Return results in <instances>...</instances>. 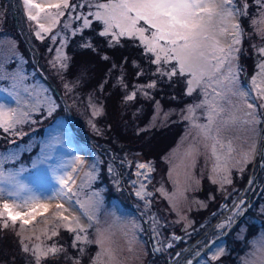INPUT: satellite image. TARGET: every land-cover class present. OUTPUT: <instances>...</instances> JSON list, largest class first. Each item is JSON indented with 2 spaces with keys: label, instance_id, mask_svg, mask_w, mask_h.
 I'll list each match as a JSON object with an SVG mask.
<instances>
[{
  "label": "rangeland",
  "instance_id": "obj_1",
  "mask_svg": "<svg viewBox=\"0 0 264 264\" xmlns=\"http://www.w3.org/2000/svg\"><path fill=\"white\" fill-rule=\"evenodd\" d=\"M41 1L42 3L35 0L45 6V12L55 14L58 11L47 5L59 3L60 0ZM92 2L102 3L106 0ZM246 2L247 15L236 17L243 34L235 62L239 68L237 86L245 91L258 71L256 65L260 62V56L256 48L264 46V33L260 31L264 29V24L252 23L253 20H260L259 6L254 0ZM235 3L242 9L244 0H235ZM73 5L76 7H72ZM60 10L64 14L58 17L50 32L42 33L44 39L41 40L35 36V31L38 30L35 22L26 19L18 0H0V76L19 73L25 77L17 87L21 103H16L13 109L22 108L30 113V120L17 125L14 132L6 133L0 129V153H17L15 160L4 163L5 170L16 171L23 167L25 171L21 177H29L30 186H33V183L39 185L43 195H50V190L55 186L50 174L54 173L53 170L61 169L54 167L56 160L63 162L72 170L69 186L73 192L79 193L74 200L78 199L83 203L88 212L96 217L97 222H90L85 215V209H81L73 201L69 203L75 207L76 213L72 212V208L66 205L63 199H58V203L53 207L48 206V199L45 208L34 206V202L24 206L25 193H21L19 198L9 197L7 194L0 195V210H3V204L7 202L15 211L31 213L22 218L18 217L14 224L9 220L6 228L3 226L4 218L0 217V228L4 230V234H12L14 242L13 248L9 245L4 247L3 255L8 258L9 253L13 250L15 252L12 262L11 259L3 258L0 259V264H36L33 250L39 248L46 251L53 246L62 248L63 251L41 258L40 264H93L97 253L102 252V246L96 243L100 238L99 233L103 234V249L111 252V258L109 255H102L101 264H184L186 258L194 257V254L202 251L209 242L223 235L234 221L241 217L249 202L252 205L241 221L228 234L209 246L199 260L192 264H244V261L249 259H255L256 264H260V258L264 257V252L260 250L264 246V157L260 165L264 140V108H261L260 104L264 101L257 99L254 94L247 99V103L255 104L258 113L256 118L262 121L254 126L240 122L244 113L250 111L243 101L238 97L232 98L236 109H232L225 102L224 106L228 110L222 116L227 117L235 111L239 119L235 125L222 129L220 135L225 145L231 141L234 150L229 154L227 147L221 148L217 145L221 167L213 171L217 161L212 155V141L205 140L198 134L199 129L192 126V121L184 118L188 115V106H195L204 100L201 88L188 95V76L178 73L168 80L167 77L156 73L155 65V77L146 83L134 84L127 96L135 92L136 95L154 99L155 106L149 114V121L145 126L139 127L138 132L167 127L174 123L184 124L177 142L163 155L164 164L158 166L154 158H147L142 152L133 150V153L129 149L116 152L107 145H97L89 136L100 132L97 119L106 111L105 105L95 92L82 90L79 77H70V65L73 44L83 47L82 45L91 43L95 46L93 43L102 30V24L88 15L89 11L95 9H90L86 0H69V7ZM43 15L41 13L42 17ZM84 16L91 21L88 27L84 26L82 18H78ZM41 23L50 25L52 21L41 19ZM214 26L219 27V21ZM73 32L76 34L72 35ZM103 39L105 44L115 47L123 45L127 38L122 37L119 43L114 45L109 43L110 36ZM221 41L231 43L224 38H221ZM42 46L44 52L41 50ZM57 50H61L66 57L63 61L66 67L63 69L59 67L61 61H56ZM120 70L122 72L123 68ZM160 79L171 83L173 93L169 92L167 98L171 100L180 96L177 100H186L184 106L175 104L166 107L161 99H155ZM153 82L156 87H146ZM12 84L11 79H0V97L14 99L10 95ZM65 84L71 90L65 88ZM25 86L29 92L35 89L38 94L39 105L35 111L31 106L37 104V99L23 91ZM6 88L9 92L4 91ZM219 90L217 88V91ZM144 92L148 95L145 96ZM177 93L180 94L176 95ZM46 97H50L58 105L51 116L47 114ZM94 109L99 111V115H93ZM193 120L197 124H206L205 109L197 108ZM39 126L43 129L39 130ZM25 128L35 129L36 132L28 135L23 142L13 140L16 133L20 135L19 131ZM54 137L63 140L64 144L57 146L56 153L47 164L37 163L36 167H33V163L42 157L45 143ZM5 141L10 143L7 148L1 146ZM33 150L35 153H31ZM25 152L31 156H25ZM245 153L250 154L247 162L244 159ZM139 164L152 167L153 171L147 173V178L137 174L147 171L138 168ZM92 165H95V168H92ZM109 168L112 169L111 172ZM89 171L93 173L94 179L86 180L85 173ZM228 180L231 183L226 182ZM141 183L146 186L145 190L151 193L143 199L135 195ZM161 188L164 192L159 191ZM205 188H208L206 193ZM220 198H223V202L213 211ZM145 200L149 202L148 207H145ZM92 202H95V207ZM59 205H63V209H60ZM237 206L241 211L234 214ZM206 212L210 213L204 218L199 217L200 213ZM62 217H67V220ZM150 217H155V225ZM23 219H27L28 223L24 224ZM77 219L87 230V240L90 242L75 241L76 233L66 227L70 224L76 228ZM221 224L224 225L223 228L219 227ZM174 233H177L176 237L180 235V242L175 239ZM83 235L84 233H81V236ZM168 244L172 247H167ZM25 245L29 249L27 252L23 250ZM157 247L163 250L154 252L153 249ZM218 249H223V254L213 260L212 256ZM249 253L254 256L250 257Z\"/></svg>",
  "mask_w": 264,
  "mask_h": 264
},
{
  "label": "snow or ice",
  "instance_id": "obj_2",
  "mask_svg": "<svg viewBox=\"0 0 264 264\" xmlns=\"http://www.w3.org/2000/svg\"><path fill=\"white\" fill-rule=\"evenodd\" d=\"M18 2L21 9L25 12L26 19L35 22L38 28L35 31V36L41 40L44 39L42 33L50 32L55 27L58 17L64 14L60 9L69 7V0H60L59 3L47 5L49 8L58 10L53 14L45 12V6L36 3L35 0H18ZM86 3L90 9H95V11H89L88 15L94 17L96 21L102 24V30L99 31L98 35L102 37L110 36V45L118 44L122 37L138 41L135 46L141 47L143 54L150 57L149 63L157 66L156 73L161 77H167L168 80H171L178 73L181 76H188L189 78L186 80L188 95H191L197 88H201L204 100L195 106H188V115L184 118L192 121V126L199 129L198 134L202 135L205 140L212 141L211 151L217 161L213 171H217L221 167V156L217 153V145L221 148L227 147L229 154L234 150L231 141H228L227 145L224 144L220 135L221 131L231 125H235L239 119L235 115V111L227 117L222 116L228 110L224 106L225 102L232 109H236V105L232 102L233 97H238L244 102L246 108L250 111L245 112L244 118L240 120L243 124L254 126L262 122L256 118L258 113L256 112L255 104L247 103V99L254 94L257 99L264 101V46L256 48V52L260 56V62L256 65L258 71L252 77L248 90L245 91L242 87L237 86L239 68L235 62L238 58L239 45L241 44L243 33L240 24L236 22V17L247 15L248 4L246 0H244L242 9L236 5L235 0H106V2L102 3L86 0ZM254 3L259 6L258 15L260 20H253L252 23L256 24L259 22L264 24V0H254ZM72 7H76V5ZM41 13L44 14L43 17ZM78 18L83 19L85 27L90 26L91 21L86 16ZM41 19L51 20L52 23L45 25L41 23ZM217 20L219 21V27L214 26ZM78 31L80 30L78 29ZM260 31L264 33V29ZM75 34V32L72 33V35ZM221 37L225 40H230L231 43H222ZM52 39L55 40V37ZM82 46L85 48L92 47L91 43H86ZM65 59L66 57L63 56L61 50H57L56 61H61L59 64L61 69L66 67V64L63 63ZM104 59H107V57H104ZM173 62L175 63L173 64ZM165 65L169 67L166 68L164 67ZM53 66H56L55 61ZM142 74V72L138 73V75ZM0 79H11L13 81L10 95L14 97L15 103L19 105L21 98L17 87L18 84H22L25 77L17 73L11 76H0ZM146 87L154 88L156 84L153 82ZM65 88H69V86L65 84ZM217 88L220 90L217 91ZM69 90L71 89L69 88ZM4 91L9 92V89L6 88ZM23 91L37 99V104L31 106L33 111L37 110L39 99L35 89L29 92L28 87L25 86ZM144 95L147 96L148 93L144 92ZM135 96L136 93L132 92L126 99L133 100ZM210 96L211 98H209ZM45 102L47 104V114L51 116L58 105L50 97H46ZM260 107L264 108V103H261ZM197 108L205 109L206 124H197L193 120ZM93 115H99V111L94 109ZM29 120L30 113L28 111H24L22 108L12 109L6 103H0V129H3L4 132H14L17 125L26 123ZM93 127L95 130V126ZM16 134L18 135V133ZM63 144V140L55 137L50 142H46L42 150V157L33 163V167H36L37 163L47 164L56 153L57 146ZM254 151L255 145L253 144L252 152ZM16 156L17 153L15 152L0 153V195L7 194L9 197L19 198L21 193H25L24 206H27L30 202L39 201L41 194H38V190L20 178L25 171L23 167L16 171L5 170L4 163L9 160H15ZM249 156V153H245V162H247ZM73 163H76V161H73ZM49 166L51 167V165ZM92 168H95V165H92ZM138 168L147 170L143 173H137L138 175H144L145 178H147L148 172L153 171L148 164H139ZM53 171L55 172V170ZM109 171L111 172L112 169L109 168ZM85 178L86 180L94 179L93 173L91 171L86 172ZM70 179L71 177L67 172L55 174L58 187L53 186L50 190L51 195H45L44 198L73 201L81 209H85V215H87L90 222H97L96 217L88 212L83 203L78 199L74 200V197H77L79 193L73 192L69 186ZM72 182L75 183L74 180ZM226 182L231 183L230 180ZM145 188L146 186L141 183L135 195L141 199L145 196H150L151 193H148ZM159 191L164 192V189L161 188ZM92 206L95 207V202H92ZM148 206L149 202L145 200V207ZM43 207L46 208L47 206ZM58 207L63 209V205ZM240 211L241 209L237 206L234 214H238ZM29 214L31 213L15 211L14 207L7 202L3 204V210H0V217L4 218L3 226L5 228L8 226L9 220L14 224L18 217L22 218ZM62 218L67 220V217ZM150 219L155 225V217H150ZM229 221H231V217ZM23 223L27 224L28 220L23 219ZM75 223L77 224L76 228L71 227L70 224L66 225L69 231L76 233L75 241L84 240L85 242H90L87 240L85 227L79 223L78 219ZM89 226L91 227L92 224L90 223ZM219 227L223 228L224 225L221 224ZM153 230L155 231V228ZM97 231L99 233V229ZM81 233H84V235L81 236ZM55 234L53 233V235ZM99 235L100 238L96 240V243L102 246V252L97 253L93 264H101L102 255H109L111 258L110 250L103 249V234L99 233ZM175 239H179V237H175ZM262 240H264V237H262ZM75 241L73 246H75ZM167 247L170 248L172 245L168 244ZM23 250L25 252L29 251L26 245ZM162 250L158 247L153 249L154 252ZM260 250L264 252V246ZM62 251V248L55 246L46 251L36 248L33 250V256L36 264H40L41 258H46L49 254L56 255ZM82 251L83 249H81ZM222 254L223 249H218L212 259L216 260ZM248 255L250 257L254 256L253 253ZM177 256H179V253H177ZM188 264H191V262L189 261ZM244 264H256V260H245ZM260 264H264V257L260 258Z\"/></svg>",
  "mask_w": 264,
  "mask_h": 264
},
{
  "label": "trees",
  "instance_id": "obj_3",
  "mask_svg": "<svg viewBox=\"0 0 264 264\" xmlns=\"http://www.w3.org/2000/svg\"><path fill=\"white\" fill-rule=\"evenodd\" d=\"M243 21L247 25L244 17ZM133 41L127 38L124 40L123 45L111 47L107 43L105 44L102 36L97 35L93 43L95 46L90 48L78 47L73 44V47H71L73 56L72 64L70 65V77H79L82 81V90L95 92L105 105L106 111L97 119L100 132L92 133L89 136L97 145H107L116 152H124L127 149L132 152L133 150L142 152L147 158H154L157 165L160 166L164 164L163 155L177 142L184 124L182 122L174 123L167 127L138 132L139 127L145 126L149 121V114L153 112L155 106L154 99L136 95L135 99L131 101L127 100L126 96L129 90L134 87V84H143L155 77L153 72L155 65L149 63L150 57L145 56L142 49L135 46L136 44ZM41 50L44 52V46H42ZM104 57H107V59H104ZM121 67L123 68L122 72L120 70ZM140 72L143 74L138 75ZM107 76L109 79H106ZM164 86L165 90H163ZM169 92L173 93L171 83H167L163 79L158 80L155 99H161L166 107L175 104L181 106L186 102V100H177L180 96L169 100L167 98ZM178 94L180 93L176 95ZM39 128V130L43 129L41 126ZM19 132L21 133L20 135L13 137L16 142L25 141L27 136L36 132V130L25 128ZM9 144L5 141L1 146L7 148ZM96 144H94V147H96ZM120 145L124 146L120 148ZM31 153H35V150L31 151ZM25 156H31V154H26L25 152ZM207 190L208 188H205V193ZM222 202L223 198H220L219 202L214 205L213 211ZM207 213L210 212H206V214L200 213L199 217L204 218ZM6 245L14 247L13 235L4 234V230L0 228V259H11L12 262V257L15 255L13 249H11L13 252L9 253L8 258L5 257V254L3 255Z\"/></svg>",
  "mask_w": 264,
  "mask_h": 264
},
{
  "label": "bare ground",
  "instance_id": "obj_4",
  "mask_svg": "<svg viewBox=\"0 0 264 264\" xmlns=\"http://www.w3.org/2000/svg\"><path fill=\"white\" fill-rule=\"evenodd\" d=\"M37 2H40V3H42V1L41 0H36ZM215 23H218V20L215 22ZM221 38H223V37H221ZM0 103H6L7 105H9L12 109L13 108H15V106H16V103H15V99H9V98H2V97H0ZM76 164H78V163H76ZM72 166H74V165H72ZM55 168H61L60 170H57V171H55L54 173H51L50 174V176H52V180H53V182L55 183V186H57L58 187V182L55 180V174H64L65 172H67L68 174H69V176L71 177L72 175V170H70L69 169V167H66L65 165H64V163L63 162H59V160H56V162H55V166H54ZM72 178V177H71ZM21 179L25 182V183H27V184H31V183H29L28 181H29V177L26 179V177H21ZM31 187H33L34 189H36V190H38V194H41V199L39 200V201H35L34 202V206H38L39 205V207H43V206H45V205H47V203H46V200L48 201V199H46V198H44V196L45 195H43V191L40 189V186L39 185H37V184H35V183H33V186H31ZM51 195V194H50ZM25 197H26V195H25ZM45 199V200H44ZM64 200V199H63ZM64 202H65V204L66 205H68V206H70L71 208H72V212H75L76 213V211H75V207L74 206H72L70 203H69V201L68 200H64ZM58 203V199H50L49 201H48V206L49 207H53V206H55V204H57Z\"/></svg>",
  "mask_w": 264,
  "mask_h": 264
},
{
  "label": "water",
  "instance_id": "obj_5",
  "mask_svg": "<svg viewBox=\"0 0 264 264\" xmlns=\"http://www.w3.org/2000/svg\"><path fill=\"white\" fill-rule=\"evenodd\" d=\"M263 157H264V140H263L262 152H261V156H260V165H261V163H262V161H263ZM256 177H257V176H256ZM256 181H257V179H256ZM251 205H252L251 202H249V204H248V206H247V209L242 213L241 217L238 218L237 220H235L234 223L232 224V226L229 227L223 235H221L219 238H216V239L212 240L211 242H209V243L207 244V246H206L202 251H200L199 253H197L194 257L190 258V259L187 261V263H185V264H188L189 261L191 262V264H192L193 262H195V261L201 256V254H203V252H204L209 246H211V245H212L215 241H217L218 239H220V238L224 237L226 234H228V232H229V231H230V230H231V229H232L237 223H239V222L241 221V219H242L243 216L246 214L247 210L251 207Z\"/></svg>",
  "mask_w": 264,
  "mask_h": 264
},
{
  "label": "flooded vegetation",
  "instance_id": "obj_6",
  "mask_svg": "<svg viewBox=\"0 0 264 264\" xmlns=\"http://www.w3.org/2000/svg\"><path fill=\"white\" fill-rule=\"evenodd\" d=\"M174 237H176V235H174ZM178 237H179L178 242H180L182 238L180 237V235H179ZM194 255H196V254H194ZM192 257H193V256H192ZM190 258H191V257L186 258V259H185V262H183V263H184V264L187 263V261H188ZM198 260H199V259H198ZM198 260H197V261H198Z\"/></svg>",
  "mask_w": 264,
  "mask_h": 264
}]
</instances>
